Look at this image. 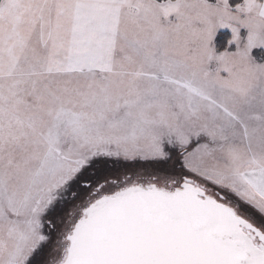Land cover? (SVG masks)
<instances>
[{"label": "snow or ice", "instance_id": "1", "mask_svg": "<svg viewBox=\"0 0 264 264\" xmlns=\"http://www.w3.org/2000/svg\"><path fill=\"white\" fill-rule=\"evenodd\" d=\"M0 264H264V0H0Z\"/></svg>", "mask_w": 264, "mask_h": 264}]
</instances>
